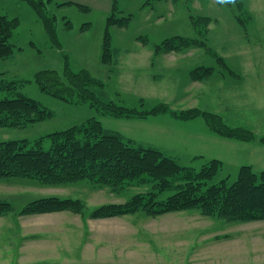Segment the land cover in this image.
Listing matches in <instances>:
<instances>
[{"label": "rangeland", "instance_id": "374dc122", "mask_svg": "<svg viewBox=\"0 0 264 264\" xmlns=\"http://www.w3.org/2000/svg\"><path fill=\"white\" fill-rule=\"evenodd\" d=\"M44 1L60 47L53 44L43 20L27 1L0 0V15L19 21L10 38L13 54L0 59V72L17 81L16 93L36 100L52 113L26 127L0 128V140L34 141L97 118L106 128L155 146L181 164L199 169L207 161L195 156L199 153L193 155L191 150L200 151L189 145L195 134L200 135L196 133L200 125L205 126L203 117L191 122L168 114L117 118L103 115L89 101L55 97L35 81L41 70H55L63 78L67 66L76 72L87 70L102 80L104 88L96 89L102 100L143 109L159 103L175 110L196 107L220 114L230 126L251 129L257 138L264 136V0H116L115 8L114 0ZM62 2L71 3L59 5ZM110 16L131 18L121 27L108 24ZM199 16L211 17L207 32L203 31L206 27L200 31L218 58L194 46L156 52L157 44L176 35L201 38L191 18ZM107 32L112 49L109 62L103 60ZM199 66L214 70L205 80L194 81L190 72ZM230 82L240 85L229 86ZM222 139L226 142L206 146L205 151L224 156L225 167L215 181L229 175L233 182L241 165L264 170V144L259 140ZM217 146L219 150H213ZM144 190L132 187L117 192L88 180L43 185L28 178H0V200L13 206L0 216V264H224L227 254L222 257L220 250L230 249L231 238L239 248V261L228 260L227 264H264V220L229 222L196 209L157 217L141 213L89 216L100 205L125 202ZM48 195L79 198L87 212L19 214L31 200Z\"/></svg>", "mask_w": 264, "mask_h": 264}, {"label": "trees", "instance_id": "16d2710c", "mask_svg": "<svg viewBox=\"0 0 264 264\" xmlns=\"http://www.w3.org/2000/svg\"><path fill=\"white\" fill-rule=\"evenodd\" d=\"M27 1L43 20L53 44L60 47L53 17L46 13L44 0ZM71 2H62L59 5ZM84 7L83 5H80ZM116 0H114V8ZM241 7V6H240ZM131 17L118 20L110 16L108 24L128 25ZM201 38L176 35L156 45V52L180 51L188 47H203L214 57L218 55L207 46L202 29L207 32L211 17H191ZM17 18L0 15V59L13 54L10 43ZM147 43V40H143ZM109 32L103 43V60L111 59ZM225 66L224 59L219 58ZM213 67L199 66L191 70V79L205 80L213 73ZM35 81L40 88L68 102L89 101L103 115L117 118H147L168 114L178 120L203 117L209 129L221 136L241 141L259 140L254 131L243 126H230L223 117L214 112L190 108L172 109L166 103H159L151 109L127 107L114 100H102L96 93L104 88V82L87 70L72 71L68 66L62 78L55 70H41ZM17 81L6 78L0 72V128H22L49 118L52 113L36 100L18 94ZM18 94V95H17ZM17 95V96H16ZM143 106V104H142ZM219 159H211L197 169L181 164L163 150L145 145L125 137L116 130L106 128L97 118H90L81 124L49 133L34 141L0 140V178L14 177L36 180L43 185H60L88 180L95 185L121 192L132 187L145 188L133 194L122 203L103 204L89 216L110 218L133 214L157 217L167 213L196 209L202 215L218 217L229 222H250L264 220V170L257 172L251 165H242L236 179L229 182L227 175L215 181L224 169ZM86 204L79 198L57 195L41 196L28 202L20 215H40L72 212L85 215ZM13 210L9 201L0 200V216Z\"/></svg>", "mask_w": 264, "mask_h": 264}, {"label": "crops", "instance_id": "0c3cea01", "mask_svg": "<svg viewBox=\"0 0 264 264\" xmlns=\"http://www.w3.org/2000/svg\"><path fill=\"white\" fill-rule=\"evenodd\" d=\"M262 73V72H261ZM261 73H258L256 76H259ZM262 76H264L263 75V73H262ZM256 79V78H255ZM255 79H252L253 81L255 80ZM262 86H264V80L262 81ZM231 85H233V87H235V86H238V85H240V84H236V82H230V84H229V86H231ZM257 85V84H256ZM258 86V85H257ZM264 87H262V89H263ZM264 107V106H263ZM264 109V108H263ZM196 118H194V119H191V120H188L187 122H191V121H194ZM202 125H200V128H199V130H197V132L196 133H199L200 135H198V134H195V136H194V140L193 141H191V143H189V145L190 146H194V147H196V148H198V150L200 151V152H197V150H191L192 152V154L194 155L195 153H199V155H195L196 157L198 156H200L201 157V160L202 161H205V160H211V159H219L220 161H222L223 162V158H224V156L223 155H220V154H210V152H205L206 151V146H210V145H217L216 144V142H220V141H222V142H226V141H223V140H226V139H222V136H220V135H218L217 133H215V132H213V131H211L210 129H209V127L207 126V124H206V122H205V126L204 127H202ZM217 134V135H216ZM234 141V140H233ZM228 142H230V141H228ZM230 144V146H231V144L232 143H229ZM213 150H219V146H217V147H214L213 148ZM222 151V150H221ZM224 163V162H223ZM242 166V165H241ZM257 222H259V221H254V222H249V223H252V224H256ZM237 224H242V223H237ZM247 224V223H246ZM231 247H230V249L227 251V250H220V255H222V257H225V255L227 254V256H226V258L224 259V261H223V263L226 261V263H224V264H227V262H228V260H230V262H238L239 261V259H238V256H239V248H237V245H236V243L235 244H233L234 243V239L233 238H231ZM237 242V241H236ZM223 243H224V241H223ZM223 243L221 244L222 245V247H223ZM230 243V242H229ZM228 242H226V244H229ZM223 249H225V247H223ZM230 253H231V255H230ZM228 255H230V256H233V258H228Z\"/></svg>", "mask_w": 264, "mask_h": 264}, {"label": "clouds", "instance_id": "9594fccd", "mask_svg": "<svg viewBox=\"0 0 264 264\" xmlns=\"http://www.w3.org/2000/svg\"><path fill=\"white\" fill-rule=\"evenodd\" d=\"M221 3H228V2H234V0H219Z\"/></svg>", "mask_w": 264, "mask_h": 264}]
</instances>
